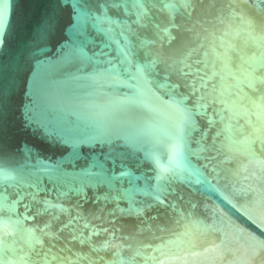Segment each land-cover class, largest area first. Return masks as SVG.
Masks as SVG:
<instances>
[{"label":"water","instance_id":"95a60500","mask_svg":"<svg viewBox=\"0 0 264 264\" xmlns=\"http://www.w3.org/2000/svg\"><path fill=\"white\" fill-rule=\"evenodd\" d=\"M144 4L143 9H121L118 13V19L132 24L136 32L131 36L136 53L132 72H136L135 65L157 54L168 63L183 60L177 64L183 72L161 63L145 78L147 83L128 80L117 91L75 78L83 74L58 66L61 48L70 39L71 29L65 30L70 3L0 0V22L4 25L0 28V145L4 149L0 164L15 167L20 159L16 149L25 144L48 162L68 157L72 147L59 139L61 133L70 130L66 115L71 121L79 116L77 122L83 132L115 136L128 131L118 123L123 114L110 108L106 99L109 95L130 94L133 86L139 85L156 111L138 106L131 114L138 123L153 126L145 147L155 158L144 161V153H138L134 174L144 175L152 185L157 183L156 175L163 173L166 177L159 182L163 204L154 198L155 192L151 196L133 192L135 203L130 204L127 198L95 201L97 196H116L131 188L129 178L116 182L118 191L107 185L86 188L85 199L76 193L58 197L45 176L42 187L48 191L41 192L39 199L57 207L37 213V208L44 206L26 195L35 191L27 187L30 178L5 184L0 174V264L5 260L10 264H264V250L247 251L245 240L238 235L229 234L226 240L222 233L197 234L190 243L184 223L175 222L179 219L177 209L188 214L191 204L197 203L200 207L192 210L193 219L202 218L203 205L219 207L225 191V181L218 183L209 175L215 161H196L194 153L212 157L217 155L216 147L227 145L231 150L224 149L217 160L229 157L225 166L237 173L230 177L237 184L248 183L245 177L251 179L253 171L259 174L258 165L264 164V152L258 142L254 143L259 137L254 131L256 122L264 120V92L258 83L264 80V0H144ZM169 4L177 7H165ZM137 12L144 14V26L133 23ZM53 18L57 27L49 31L47 24ZM65 55L70 56L71 50ZM213 62L216 74L212 79L205 77V86L200 78L205 72L212 73ZM167 74L170 78L166 81ZM250 79L257 81L254 87H249ZM174 82L181 83L179 91L185 97L182 106L189 110L184 120L179 119L173 104L180 97L158 86ZM213 86L218 102L200 107L203 102L199 97ZM29 116L34 118L32 123ZM122 146L123 140L117 139L111 147L120 151ZM201 146L209 150L201 152ZM79 147L82 159L75 168L67 167L69 173L64 179L69 182L76 177L72 172L79 173L93 157L102 159L109 150L108 145L96 143ZM188 159L201 166L209 164L205 174L211 185L177 179L166 187L167 178L180 171L174 161ZM135 186L144 188L145 180L135 181ZM233 203L236 207L227 215L245 235L264 240V204H249L246 211L241 207L244 201ZM101 208L103 213L98 211ZM222 241L231 242L229 250L222 254L211 251Z\"/></svg>","mask_w":264,"mask_h":264},{"label":"snow or ice","instance_id":"6c2138e0","mask_svg":"<svg viewBox=\"0 0 264 264\" xmlns=\"http://www.w3.org/2000/svg\"><path fill=\"white\" fill-rule=\"evenodd\" d=\"M64 4H71L69 13V20L65 25V30L71 29L70 39L66 40L65 48L71 50V55H65V48H61L62 55L59 58L58 66L61 68L75 69L76 73L83 74L82 76L75 78H82L101 86L107 85L113 87L118 91V86L126 85L128 80H143L145 83L148 81L145 79L147 76L153 74L157 70V66L161 63H167L168 68L173 71L183 72L182 68H177L178 63H184L183 60H173L171 63L165 61L159 54L154 56L153 59L144 62L143 64L135 65L136 72H132L134 66L133 57L136 55L133 50L131 36L136 32L125 21L118 19L119 10H128L129 8L143 9L145 7L144 0H62ZM183 7H192L191 4H184ZM168 8H175L177 5H165ZM229 7H232L230 4ZM137 19L133 21L134 24L144 26L145 16L142 12H137ZM4 27L0 22V28ZM57 27V21L55 18L48 21L47 28L49 31H55ZM141 47L144 46V42L141 41ZM186 67L188 65L185 64ZM207 67V64L205 65ZM215 62L212 64V73L205 72L201 77V83L206 86L205 77L210 79L215 76ZM185 75H187L185 73ZM127 76V80L124 77ZM170 75L165 76L167 81ZM257 81L250 79L249 87H254ZM261 85V90L264 92V80L258 81ZM159 87L164 88L169 94L179 96L180 100L174 99L175 111L179 114V119H187L188 109L183 107L185 97L184 94L179 91L181 88L180 82L158 84ZM187 87V85H184ZM192 88L195 91V86L192 84ZM215 86L211 90L205 92L199 97V100L203 103L200 107L212 106L218 102ZM106 104L116 111L123 114V118L118 121L119 124L127 127L129 130L122 133L113 135H106L102 132H83L79 129V116L77 121H71L66 115V120L70 126V130L61 133L59 139L64 144H70L72 152L68 157L62 158L54 162H48L41 159L38 153H35L33 148L27 144L22 145L16 149V153L19 154V161L15 167H6L0 164V174L5 184L10 181L19 182L24 177L30 178L27 187L35 189L34 192L26 193L30 195L32 200L36 201L38 205H43V208H37V213L43 211L47 213L49 208L57 207L52 205L49 200H40L39 196L41 192H46L48 189L42 187L43 177H47L53 185V189L58 191V197H68L72 193H76L77 196H84L88 199L85 193L86 188H96L100 185H107L112 191H118L116 189V182L122 178H129L133 183V186L129 189H124L119 195L112 196L105 194L95 197V201L118 200L127 198L130 204H134L133 192H139L145 195H153L156 193L155 199L163 204L161 199L163 194V187L159 183L161 180L166 179L163 173L156 175L154 179L156 184L152 185L148 183L147 178L144 175L136 176L134 174V166L137 165V154L144 153V161L154 159L152 152L146 149V144L152 136L153 126L150 123L140 124L132 116V110L136 107L148 108L150 111H156V109L149 104L143 93V89L139 86H133L131 93H123L118 97L108 96ZM261 115L264 116V107L261 108ZM50 119L53 118V114L50 113ZM29 123L34 121V118L29 116ZM210 123H214L211 122ZM221 133H217L220 135ZM117 139L123 140V146L120 151H116L111 146ZM260 150L264 152V135L258 137ZM104 144L109 146V150L104 154L101 159L99 156L93 157L86 166L82 167L79 173L76 174L73 181L69 182L64 177L69 173L67 167L71 166L75 168L77 162L82 159L80 155L81 144ZM120 147V146H118ZM228 149L227 145L221 144L214 150L217 155L208 157L201 156L199 152L194 153L196 161L200 159L215 161L211 164L209 175H213L218 181H225L223 184L224 193L221 194V204L219 207H211L207 204L203 205L204 214L202 218L193 219V209H197L200 205L191 204L188 214L177 209V215L179 219H176V223H184L186 234L189 235V242L193 241V237L199 235H207L211 232L222 233L227 240L229 234L233 236H239L245 240L247 245L246 250L255 252L257 250H264V240L257 239L252 235H245L243 229L240 228L231 219L227 213L235 209L236 205L233 201H244L241 207H244L247 211V205L252 203L264 204V164H259V174L253 171L250 173L251 179L245 177V180L249 181L244 184H237L230 177L236 175L232 169L225 166L229 157L224 156L223 160H217V156L223 155V150ZM208 147L201 146V152H207ZM3 146L0 145V155L3 154ZM250 154H253L250 152ZM176 168L179 172L174 171L173 176L168 179L166 187H171L174 180H187L188 183L194 185L210 184L208 176L205 174V169L209 167V164L201 166L194 162L192 159L187 161L175 160ZM118 171V175L116 174ZM164 171H169L165 169ZM145 180V187L138 188L135 186V181ZM214 190L215 185H212ZM3 201L7 204V197H3ZM231 205V207H229ZM79 207V204H77ZM168 207L177 208L176 205L169 204ZM100 213H103L104 209H98ZM121 211H123L121 209ZM111 215H115V211L110 212ZM79 218L82 216L77 214ZM96 215L95 212L92 213ZM224 229H228L225 232ZM77 237H74V239ZM230 241L228 243L221 242V245H217L211 249L213 252L222 254L224 251L229 250ZM3 264H10L9 261H3Z\"/></svg>","mask_w":264,"mask_h":264},{"label":"clouds","instance_id":"9594fccd","mask_svg":"<svg viewBox=\"0 0 264 264\" xmlns=\"http://www.w3.org/2000/svg\"><path fill=\"white\" fill-rule=\"evenodd\" d=\"M254 131H258L259 136L264 135V120L256 122V129ZM224 264H228V261H224Z\"/></svg>","mask_w":264,"mask_h":264}]
</instances>
